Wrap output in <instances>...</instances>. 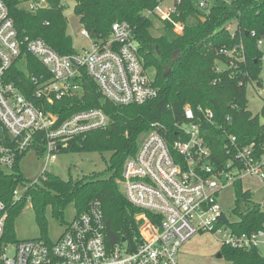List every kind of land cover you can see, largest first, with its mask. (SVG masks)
I'll list each match as a JSON object with an SVG mask.
<instances>
[{
    "label": "built area",
    "instance_id": "2783aa9c",
    "mask_svg": "<svg viewBox=\"0 0 264 264\" xmlns=\"http://www.w3.org/2000/svg\"><path fill=\"white\" fill-rule=\"evenodd\" d=\"M14 1L27 12L48 6L47 0ZM190 1L200 10L211 6L207 0ZM181 2L158 0L146 14L170 22L173 30L181 33L184 21L174 17L180 14ZM80 33L90 38L83 26ZM261 43L259 38L257 45ZM23 49L46 69L45 75L27 74L32 83L30 97L6 79ZM145 70L132 27L125 20L112 22L106 40L91 39L89 47L60 54L40 37L19 38L7 0H0V169L13 171L29 149H36L45 154L40 176L69 139L109 123L100 107L76 110L62 119L47 109V104L82 92L83 71L103 99L122 105L140 104L156 96L157 89ZM248 83L261 84L260 79H249L245 86ZM231 107L238 108L236 104ZM212 120L211 109L185 104L176 135L168 139L152 128L143 133L135 154L125 160L121 191L132 205L159 216L154 222L144 212L137 215L142 223L140 241L134 248L128 249L124 241L107 245L98 200L75 212L54 240H11L5 234L7 211L0 200V264H178L179 247L199 231L212 232L223 246L257 248L264 256V221L256 229L238 232L229 224L236 218L226 214L219 201L220 192L243 177L256 176L264 183V143L241 144L234 134L225 132L224 157L216 163L203 127L204 121ZM30 182H19L12 198L22 197ZM258 204L264 208V203Z\"/></svg>",
    "mask_w": 264,
    "mask_h": 264
},
{
    "label": "trees",
    "instance_id": "16d2710c",
    "mask_svg": "<svg viewBox=\"0 0 264 264\" xmlns=\"http://www.w3.org/2000/svg\"><path fill=\"white\" fill-rule=\"evenodd\" d=\"M66 1L47 0L46 8L27 12L18 8L14 0H7L18 37H40L60 54L75 52L63 14ZM72 1L80 24L94 41L106 40L116 20L131 25L139 56L151 74L157 94L140 104H115L102 98L94 81L83 71V90L79 95L64 96L47 104V109L60 119L76 110L102 108L109 123L69 139L61 150L109 151L110 156L103 171L75 179H63L45 171L39 181L30 182L18 163L11 172L0 169V200L7 211L5 234L17 240L13 221L28 201L38 225L45 229L46 207H50L54 217L60 218L69 203L74 205L75 212H80L90 201L98 200L105 218L107 245L121 243L124 238V244L132 249L140 241L142 219L137 215L144 212L154 222L159 219L157 214L132 205L119 187L123 164L135 154L142 133L156 128L171 139L183 120V106L189 104L194 109L200 105L213 112V120L204 121L203 127L216 163L224 157L225 132L234 134L241 144L264 143V122L246 108L245 97V83L259 79L260 59L264 54L257 45V40L264 36V0H230L229 4H212L207 10L196 9L190 0H181L180 14L174 15L175 19L184 21L181 33L175 32L168 21L158 20L160 26H154V17L148 16L146 9L158 0ZM231 23L233 28L229 27ZM27 74L45 75L46 69L23 49L6 72V79L30 97L32 83ZM232 104L238 108H232ZM260 112L264 117V103ZM227 116L230 120H226ZM23 180L30 182L29 185L22 197L13 199L12 190ZM233 187L231 215L236 220L229 224L238 232L258 228L264 221V208L252 200L250 190L243 188L241 181H235ZM220 252L233 264H264V256L257 248L222 245Z\"/></svg>",
    "mask_w": 264,
    "mask_h": 264
},
{
    "label": "rangeland",
    "instance_id": "374dc122",
    "mask_svg": "<svg viewBox=\"0 0 264 264\" xmlns=\"http://www.w3.org/2000/svg\"><path fill=\"white\" fill-rule=\"evenodd\" d=\"M209 4L225 3L229 4L230 0H207ZM74 1L67 0L64 4L63 14L67 21V32L72 37V45L76 51L91 45V39L80 33L82 25L78 16L73 11ZM155 27L160 26L157 18H153ZM233 24H229L233 28ZM262 43L259 48L264 52V36L261 37ZM219 67L224 64L218 63ZM260 86H254L251 83L246 85L245 97L246 108L253 114L258 115L259 120L264 122L261 114V107L264 103V54L260 59ZM148 77L151 78L149 71L145 70ZM44 152L36 149H29L19 162V169L23 176L30 181H39V174L45 163ZM110 156L109 151H65L56 152V157L46 164L47 171L60 176L63 179L69 177L80 178L83 175H89L92 172H100L106 168V162ZM10 171L9 169H7ZM242 187L249 189L251 198L255 202L264 203V183L256 176H246L241 180ZM22 190L21 186L17 187ZM234 187L227 186L219 194V201L222 209L226 214H231L234 204ZM75 214V207L69 203L63 211L60 218L54 217L50 207L45 209L46 224L42 229L36 221L35 212L28 201L22 208L21 212L13 221V231L16 239H30L41 237L44 239L54 240L62 232L67 221ZM222 243L210 231H199L182 243L177 252L178 264H233L232 260L224 256H217L221 249Z\"/></svg>",
    "mask_w": 264,
    "mask_h": 264
},
{
    "label": "water",
    "instance_id": "95a60500",
    "mask_svg": "<svg viewBox=\"0 0 264 264\" xmlns=\"http://www.w3.org/2000/svg\"><path fill=\"white\" fill-rule=\"evenodd\" d=\"M142 137H143V133L139 136L138 141H140ZM120 190H121V186H120ZM121 241H124V238H122ZM217 256H218V257L221 256V252H220V250L217 252Z\"/></svg>",
    "mask_w": 264,
    "mask_h": 264
}]
</instances>
